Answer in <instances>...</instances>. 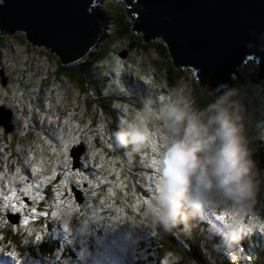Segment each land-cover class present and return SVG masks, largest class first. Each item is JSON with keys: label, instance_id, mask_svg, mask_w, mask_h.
Masks as SVG:
<instances>
[{"label": "rangeland", "instance_id": "obj_1", "mask_svg": "<svg viewBox=\"0 0 264 264\" xmlns=\"http://www.w3.org/2000/svg\"><path fill=\"white\" fill-rule=\"evenodd\" d=\"M0 4H3L2 1H0ZM119 7L125 10L121 3L112 0H104L93 6L94 9L101 10L107 20L103 38L91 50L89 55H94L103 49V57L94 65L100 71L97 75V84L103 93L113 89L114 92L112 91V93L117 95L118 106L116 108H121L125 112L124 115L115 119V128L108 131V127L102 126L98 129V132L103 134L105 146L109 149L104 148V152L100 151L94 157V160L101 163V168L89 161L92 160L90 156L92 152L86 153L87 149H89V146L86 147V142L77 143L79 129L73 132L70 139L67 136V130L64 131L62 129L67 128V125L64 126L66 122L64 109L67 108L68 110L69 108L70 110L72 106L70 104L73 101L72 98L66 99V95L61 100L56 98V107L61 106L58 119H51L47 115L43 118L36 112V118L33 117L32 121L36 132L33 133L30 139L23 138L22 143H25L24 145L26 146L21 148L20 155L16 157L9 156L12 160L10 163V161L7 162L9 159L8 152H2L1 154L3 157L0 163V193L1 190H8L7 192H9L14 188L18 190H23L24 188L25 191L31 192L33 195V200L31 201L33 205L41 202L43 198L40 197L41 193H38L35 189V185L41 180L40 176L42 179L49 177V181L55 183L53 174L59 173L65 179L69 175L70 180L74 185L76 184L75 177H80L81 171L71 173L73 166L71 154L78 156L81 168L85 169L83 162L88 164L89 171L92 174L100 175L101 172H107V174H103L102 180L98 182L100 187H98L99 190L93 200H90L92 201L91 209L88 211L79 210L73 204L71 206L74 208L71 206L66 210L61 208L59 213H63L66 216L60 219V224L57 226L53 225V221L55 222L54 217L51 219L52 216L48 215L46 210H43L40 217L38 214L34 216L40 218L41 227L29 222H37L32 215L33 209H30V211H18L26 212L27 215L24 216H21L17 211H13L14 213L9 212L14 214L12 215L14 218H17L18 215L20 216L18 224H21L22 227L12 231V234L17 237L18 243H14L9 237V240L4 237L0 239V264H17L13 257L7 255V252L13 249L20 253V264H57L56 261H60V264H164L165 261L168 264H182L184 256L187 257L191 264H260L261 259L259 257L264 253V228H261L264 219L258 220L260 218L257 215L258 210H260L259 206L264 201V192L260 190L252 206L243 207V209L240 205L230 202V200L223 198L215 191L209 193L206 204L197 208L193 203V195L189 193L184 200L186 218L171 230H166L161 225L160 227L169 233L170 237L178 239V233H182L184 228L186 226L189 227L190 221H192L199 223L200 230L204 227L203 231L207 238L205 237L204 242L201 244L203 237H200L198 241L192 236L197 243L190 239L187 241L188 243L181 242L183 249L177 246L181 253L174 252L177 250L172 248L174 253L170 251L164 255H154L153 243L155 241H151L150 236H152V232L153 237L154 235L156 237L159 235L156 204L164 181L161 173L162 160L173 135L167 127V117L164 109L177 99H181L186 104L185 93L188 94V92L184 90L192 87L191 78H193L194 73L190 69L185 68L184 70L191 78H188L185 73H180L178 76H174L177 83L174 86H169L166 82V77H168L166 70L160 64L162 63L160 59L157 60L158 57L154 55L146 57L141 51H135L142 57H137L136 59L132 53L129 55V60H137L138 64H136L137 62L131 64V61L128 62L127 60L122 61V63L118 61L119 48L117 38L114 37L115 21L113 18L116 13L121 12ZM128 20L130 21L129 17ZM16 37H18V40ZM134 37L139 40L142 39L138 34H135ZM0 38L4 39L3 43L8 48L5 52L0 51V72H3L4 78L7 72L10 73L9 70H11V68L7 67V62L9 61L12 64L13 59L19 60V52L25 48V45H27L26 49L32 52H26L22 60L27 62L31 59L30 68L34 72L37 71L39 64H42V67L38 70L43 71L45 68H49L50 64L47 63L49 58L55 57L54 53L31 45L26 33L23 31L4 34ZM22 40L26 42L25 45L21 42ZM156 42L164 44L162 40ZM123 50L125 49H121V52ZM128 54L126 53L125 57ZM256 66L254 60H249L244 66L239 67L240 79L237 78L238 80L236 79L237 81L233 85L223 90L221 95V97L225 98L224 103L231 106L233 110L238 111L241 115L245 126L247 146H250V137H252L253 132L264 137V82L255 77ZM50 67L51 71L49 73L51 74L49 76L54 79V69L52 65ZM120 67L124 69L123 73ZM16 70L22 71L21 64ZM174 73L176 74L175 71ZM10 74L12 79L9 88L6 87L3 90L7 96L12 95L9 96L11 99L9 102L16 106L15 102L19 105V97L22 92L16 85L17 83L19 84L18 72L14 71V73ZM52 79L48 85L49 89L54 87ZM164 88L166 90H163ZM49 89L46 88L45 92L49 93ZM161 89L162 92L160 91ZM68 91L71 92V89H66V92ZM189 95L191 96V94ZM43 97L39 93L38 100L44 102ZM193 99V97L189 98L187 102H193ZM109 105L110 108H114L113 103ZM186 105L189 107V104ZM0 107L6 109L5 105H0ZM20 109H14V119L21 114ZM21 111L22 117L17 118L16 121L19 128L25 127V122H27L22 119L25 116L27 117V113L25 114L22 109ZM189 111H195L193 105ZM138 112H141L145 117V123L149 129V139L138 152L126 154L125 149L115 145L112 132L118 128L121 117L126 116L131 120L136 117ZM39 117L42 119L40 120ZM47 118H49V121H47ZM54 118L56 117L54 116ZM60 124V128L63 131L59 135L57 125ZM92 137L94 139V136ZM8 138H10L8 141L12 140V137L9 136ZM150 140H152V143H149ZM79 148L84 149L83 152L81 150L78 151ZM92 149L93 147L90 148V150ZM249 149L251 153H255L257 150ZM58 153L60 156H58ZM21 157L25 159V165L19 161ZM38 160H43L44 171L39 170L41 167L38 165ZM66 163L71 165L69 172H65L67 171ZM21 166H23L22 171ZM147 166H149V169L145 170L144 168ZM109 167H111V171L114 174L121 178L119 181L110 178V175H108L111 174ZM92 174L90 176L94 177ZM257 184L264 189L263 180L258 179ZM81 185L83 186L82 182ZM9 186L12 187L10 188ZM77 187H80L78 183ZM86 187L85 185L82 190L85 193L75 190L78 203L80 204L87 199ZM72 189L74 190V188ZM12 190L9 194H5L4 197L11 196L15 192ZM26 196L23 192L14 193L11 200L25 199V201H28ZM8 202L5 200L4 204L10 207L11 204H8ZM257 202H260V205ZM67 206L68 204L66 203ZM141 206H144L145 209H142ZM57 212V210H54V213ZM26 218L29 222L27 227ZM233 219H239L248 228H251L250 231L245 232L241 238L236 240L232 239L231 231L226 227V224L231 223ZM1 220H4V218ZM1 229L2 227L0 226V231ZM37 234L42 237L39 241L44 244L49 242L54 247H58V253L56 254L58 259L53 257L51 258L52 260L49 259L50 261L46 260V255L44 256L37 248L28 247V243H24L25 239L29 240V242L32 240L33 242L31 243L39 242L35 239ZM242 239L244 241L240 242ZM245 241L249 242V244L253 243V247L251 249L244 247V244H247ZM29 248L34 250L32 255L35 254L37 258L29 253L31 252ZM72 252L73 254L71 255Z\"/></svg>", "mask_w": 264, "mask_h": 264}, {"label": "water", "instance_id": "obj_2", "mask_svg": "<svg viewBox=\"0 0 264 264\" xmlns=\"http://www.w3.org/2000/svg\"><path fill=\"white\" fill-rule=\"evenodd\" d=\"M0 28L23 31L31 45L54 53L65 66L85 60L105 34L107 20L93 6L104 0H0ZM133 15V32L162 40L178 68L204 85L222 86L249 60L264 79V0H112ZM126 52L121 54L124 58ZM1 84L7 79L0 72ZM12 113L0 107V125L12 131ZM84 149L79 148L78 151ZM72 169H79L72 155ZM77 198V196H76ZM6 218L19 223L20 216Z\"/></svg>", "mask_w": 264, "mask_h": 264}, {"label": "trees", "instance_id": "obj_3", "mask_svg": "<svg viewBox=\"0 0 264 264\" xmlns=\"http://www.w3.org/2000/svg\"><path fill=\"white\" fill-rule=\"evenodd\" d=\"M120 11L121 12L116 13L115 17L113 18L115 21L114 37L117 38L118 48H119V59H118V61H121V63H122V61L127 60L128 62L131 61V64L136 63L137 60H129V55L133 53V56L137 59V57L140 58V57H142V55H140L139 53H135V51H141V53H144L145 54L144 56H146V57L154 55V56L158 57L157 60L160 59V61L162 63H160L159 61H158V63L163 65L164 69L166 70V73L168 75V77H166V82L169 86H172V85L174 86L177 83V81L174 79V76H178V74H180V73H185L187 75V72L184 70L185 68L181 67V68H178L180 70H177V66L175 65L173 60L170 59V57H168V53H167L168 51H167L165 44L156 42L158 40L149 41L148 43H146L143 40V38L140 40L136 39L134 37V35L135 34L137 35L138 33L132 32V27L134 26L135 23H134V21L132 23V21L128 20V15L130 16L131 19H133L132 13L129 14V13L125 12V10H123V8H120ZM4 34H11V33L2 29V27H1L0 28V36L2 37ZM140 36L142 37V34H140ZM16 39L18 40V37H16ZM3 41H4V39L0 38V51L1 52H5L8 50L7 46L3 43ZM21 42L24 45L26 44V42L23 40ZM26 48H27V45H25V48L19 52V58H20L19 60L13 59L12 64H10L9 61L7 62V67L11 68V70H9L10 73H14V71L18 72L19 84L17 83L16 85L20 89V91L22 92V95L19 97V101H20L19 105H17V103L15 101L14 102H15L16 106H14L12 104V102H9L11 100L9 98V96H12V95L7 96L5 94V91L3 90L6 87L9 88V84L11 83V79H12L11 74L8 73L6 69H4V71L7 72V74L5 76V78L7 79V82L4 86L1 84V76H0V94H1L0 105H5L6 109L11 111V113H12L11 124L13 125L12 131L10 132V134L6 133L5 129L3 127H0V163H1V158L3 157V155H1L2 152H4V153L8 152V157L9 156L16 157L17 155L21 154V148L23 146H26V145H24L25 143L24 144L22 143L23 138L26 137L27 139L28 138L30 139L33 136V133L36 132V130L33 127V123H32L33 117L36 118V115H37L36 112H38V115L43 116V118L47 115L51 119H54V120L58 119L57 117L60 115V113H59L60 112V108H59L60 106H58V110H55L56 108L53 104V102H54L53 96L56 95V98H59L60 100L65 97L66 90L63 87H61L62 83H65V84H67V87L71 89V92L73 91L72 97H71L73 101H71L72 106H71V110L69 112V116L66 118V122L64 123V126L67 125V128H65V129L62 128V129L64 131L67 130V132H68L67 136L69 139L72 138L73 132L79 129V137H78L77 143L83 142V141L86 142V144H87L86 147L89 146V149H87L86 153L92 152L90 154L92 160H89V161H92L93 165L96 166V164H97V167L101 168V163H99V161H97V160H94V157L97 155L98 152H100V151L104 152V148H107V147L104 144L105 139L103 138V134L98 132V129L102 126L108 127V131L110 129L115 128L116 127L115 119L118 116H122L125 114L124 110H122L121 108L120 109L116 108V106H118L117 95L112 93L113 89L110 90L111 92L109 91V92L103 93L100 91V89H99L100 87L97 84L98 83L97 82V75L100 71L94 65L98 62L99 59H101L103 57V52H102L103 49H101L98 53L91 55L92 57L89 56L90 58L87 57L82 62L75 64V65H72V66L63 65L56 55H55V57L49 56L50 58H49V61L47 63H49L50 66L52 65V67L54 69V71H53L54 72V74H53L54 79H52L49 76L51 74V73H49L51 71L50 66H49V68H45L42 71V70H38V69H41V67H42V64H39L37 67V71L34 72L30 68L31 59H29L27 62H24V60H22V58L26 55L25 54L26 52H29V53L32 52ZM121 49H125V50H123L121 52ZM123 52L129 53L124 59L121 57V54H123ZM20 64H21L22 71H17L16 68ZM136 64H138V62ZM121 71L123 73L124 69L121 68ZM174 71L176 72V74L174 73ZM257 74L258 73L256 71L255 77L257 79H259ZM48 76H49V78H48ZM188 78H191V77L188 76ZM51 79L54 82V87H51L50 92L48 93V92H45V90H46V88L49 89L48 85L51 82ZM236 79H237V77L235 75H233V76H231L230 82H227L226 84H224L222 86H213L212 84L204 85L194 75L193 78H191L192 87L186 88L184 90L185 92L186 91L188 92V94L185 93V95H186L185 98H186V104H189V107H188L189 110L193 105V109L195 111H191V112L203 111L204 109L207 108V106L209 104H212L217 99H219L222 95L223 90L228 88V86L233 85V83L238 80V79L237 80ZM259 80H261V79H259ZM261 81L264 82V79H262ZM130 85H131V83H130ZM128 87H130V86H128ZM163 90H166V89L164 88ZM160 91L162 92V89ZM39 93H40V95H43L45 98V104L44 105H41L40 101L38 100ZM189 94H191V96L194 98L193 99L194 101L190 102V103L187 102L189 100V98H192ZM179 100H181V99H179ZM112 103L114 104V108L109 107L110 106L109 104L112 105ZM52 104H53V106H52ZM20 108L23 110V112L25 114L27 113V117L25 116V118L24 117L22 118V119H25V121H27V122H25L27 127L25 126V127L19 128L18 124L16 123L17 118L22 117L21 116L22 111ZM14 109H18V110L20 109V112H21V114L16 119H14ZM51 113H52V115H51ZM54 116L56 118H54ZM203 118L206 120L207 114H205V116ZM28 129H29V131H28ZM97 134H98V136H96ZM9 136L12 137V140H10V141H8L10 139V138H8ZM15 136H16V138H14ZM92 136H94V139ZM250 138H251V140H250ZM250 138H249L250 146L248 145L249 148H251L253 151H255V149H257L255 151V153H251V158L255 164L254 175H255L256 181L258 179H261L264 181V137L261 136L260 134L256 133V132H253L252 137H250ZM91 147H93V149H92L93 151L90 150ZM107 150H109V149L107 148ZM58 156H60L59 153H58ZM9 161H10V163L12 162L10 157L7 160V162H9ZM19 161H21L24 165L26 164L25 159L23 157H21ZM3 162H5V161H3ZM37 162H38V165L41 167L39 170H43L44 169L43 168V166H44L43 160H38ZM83 164L85 165V169H83L81 167L79 169H75V170L71 169L72 170L71 173H77V172L81 171L80 177H77V176L75 177V179H76L75 185L70 180L69 175L67 176V178H69V180H70L69 184H68L69 187L74 186L75 190H76V188H78L77 183L80 187L82 186L81 182L83 184H86L87 188L91 187V189H90L91 191L87 192V194H88V196L86 197L87 199L82 204H77L75 202L77 205V208H79V210L83 209V211H88L91 209V205H92V201H90V200H93L96 192L99 190L98 187H100V186H98V182H100V180H102L103 174H107V172H104V173L101 172L100 175H97L94 173L92 174V172L89 171V169H90L89 165L86 164L85 162H83ZM14 165H16V164H14ZM66 165H67V167H66L67 171H65V172H69V168L71 167V165L70 164L68 165L67 163H66ZM108 169L111 172V174H108V175H110V178H112L113 180H118V181L121 179L120 177H118V175L114 174L111 171V167H109ZM144 169L148 170L149 166L145 167ZM22 170H23V166H21V171ZM91 174L94 175V177L93 176L90 177ZM53 176L55 177V179L61 178L63 183H65V181H66V184H67V180L65 178H62L59 173L53 174ZM40 179L44 180V178L42 179L41 176H40ZM14 185H12V186L14 187ZM12 186H9V187L11 188ZM11 190L9 192H7L8 190H1V193H0V206H1L0 226L2 227V229L0 231V236L4 237L7 240H9V238H10V240L14 241V243H18L16 240L17 237L12 234V231H16L17 229H20L22 227V225L21 224H16V225H13V224L8 225L7 224V223H9V221L6 218V215L9 212H11V210H10L11 206L10 207L6 206L4 204V202L6 200L7 202L10 201V202H8V204H11V203L14 204V201L11 200L14 193L17 194L19 192H23L24 195H27L26 197L28 198L29 192L25 191L24 188H23V190H18V189L14 188L12 191L13 192L15 191V192L11 196H5L4 197V195L9 194L11 192ZM259 190L264 192V189L260 188V186H258V191ZM258 191H257V193H258ZM72 193H74L73 189H72ZM44 194L45 193H41V196L43 197L41 202L35 203L34 204L35 208L34 207L31 208V210L33 209V211H32L33 218H35L37 220V222H34V221H29V222H32L33 224H36L39 227H41L42 223L39 222L40 218H36L34 216L36 214H38L40 217L41 212H43V210L44 211L46 210L48 215L52 216L51 219H53V217H54L55 222L52 220L53 225L57 226L60 224V219L62 217L66 216V215H63V213H59V212H61V210H60L61 208H64V209L67 208L66 203L62 202V204H60V205L57 202L54 203L55 200L53 197L54 196L53 193H50L48 195H44ZM217 195H219V194H217ZM17 201L23 202L24 199L23 200L17 199ZM230 202H232V201H230ZM257 204L260 205V202L259 203L257 202ZM228 205H230V204H228ZM263 205H264V201L262 202V205L259 206L260 210H258V212H257V215H259L258 218H260L258 220H260V221L262 219H264V206ZM141 208L145 209L144 206H141ZM54 210H57L58 212L54 213ZM156 216H158V215H156ZM2 218H4V220H1ZM5 222H7V223H5ZM29 222L26 224V227L29 225ZM71 223H72V221H71ZM71 223H69V224H71ZM198 224L190 221L189 227L186 226L182 233H178V236H177L179 239L178 240V239H174L172 236L170 237L169 236L170 234L164 230L165 228L163 229L162 227H160L161 224L158 221L157 222V225H159L157 227L158 228V234H159L158 237H156L155 235L153 237V232H152V236H150L151 241L152 240H153V242L155 241L153 243L154 255H156V254L164 255L165 253H169L170 251H171V253L180 252L179 248H182V245H183L181 242L188 243L187 241H189V239L190 240L197 239L199 241L200 237H203V239L201 240V244H202V242H204V239L206 236H205L204 231H203L204 227L202 228V230H200V227ZM3 227H5V228H3ZM192 236L194 237V239L192 238ZM243 241H244V239H242L240 242H243ZM31 242H33V241L31 240L29 242V240H28L27 246L37 248V250H39V252H42V254L44 256L46 255L45 256L46 260H49L53 257L58 259V255L56 256V254L58 253V250H57L58 247L57 248H56V246L54 247L49 242H46L45 244L41 241L34 242V243H31ZM194 243H197V241L194 240ZM245 243H247V244H244L245 245L244 247L249 248V249H251L253 247V243L249 244V242H246V241H245ZM249 246H251V247H249ZM172 248H176L177 251L173 252L172 250H174V249H172ZM29 251H31L29 253H31V255H32L34 250H32V248H29ZM76 251L80 252L79 250H76ZM72 254H73V252L71 253V255ZM262 254L263 255H261L259 257L261 259L260 264H264V253H262ZM32 256L37 258L35 256V254H33ZM56 262H57V264H60V261L59 262L56 261ZM182 264H191V263L187 259V257L184 256V259L182 260Z\"/></svg>", "mask_w": 264, "mask_h": 264}, {"label": "clouds", "instance_id": "obj_4", "mask_svg": "<svg viewBox=\"0 0 264 264\" xmlns=\"http://www.w3.org/2000/svg\"><path fill=\"white\" fill-rule=\"evenodd\" d=\"M224 99L220 97L199 112H190L179 99L164 109L167 127L173 135L163 154L164 181L156 211L166 230L186 218L184 200L189 193L197 208L207 203L213 191L242 209L255 201L258 184L245 126L238 111L226 105ZM205 114L206 120L203 119ZM112 137L115 145L125 149L126 154L138 152L149 139L143 114L138 112L131 120L121 117ZM226 227L234 240L250 231L239 219H233Z\"/></svg>", "mask_w": 264, "mask_h": 264}, {"label": "flooded vegetation", "instance_id": "obj_5", "mask_svg": "<svg viewBox=\"0 0 264 264\" xmlns=\"http://www.w3.org/2000/svg\"><path fill=\"white\" fill-rule=\"evenodd\" d=\"M66 180H67V184H66V181H65V183H63V181L61 180V178L60 179L59 178L58 179H55V177H53V181H55V183H54V182H50L49 181V177H46V178H44V180L39 181L35 185V189L37 190L38 193H45L44 195H48L50 193H53V195H54L53 197H54V200H55L54 203L57 202L60 205V204H62V202H65V203L68 204V206H67L66 209H68L72 204L74 205V207H77L76 203L77 204H80V203H78V200L76 198V191H80L82 193H85L82 190L84 189V187H85L86 184H83V186H81L79 188H76V191H74V193H72V188H74V187L73 186H70L69 187V185H68L69 184V181H70L69 178L66 177ZM74 190H75V188H74ZM89 191H90V188L89 187L88 188L86 187V194ZM28 196H29L27 198L28 201L27 200L25 201V199H24L23 202L22 201H19L20 203H22V204H24V205L27 206V207H25L23 209V210H26V211H30V209L32 207L35 208V206L31 202L33 200V195L31 194V192H29ZM40 197H42V196H40ZM17 202L18 201H14V204H17ZM71 202H73V203H71ZM11 205H13V204L11 203ZM30 205H32V206L29 207ZM17 206H19V204H17ZM74 207H72V208H74ZM64 211H62V212H64ZM11 212L14 213L13 211H11ZM17 213L21 214V216L27 215L26 212H17Z\"/></svg>", "mask_w": 264, "mask_h": 264}, {"label": "snow or ice", "instance_id": "obj_6", "mask_svg": "<svg viewBox=\"0 0 264 264\" xmlns=\"http://www.w3.org/2000/svg\"><path fill=\"white\" fill-rule=\"evenodd\" d=\"M149 143H152V140H150ZM109 147H111V145H109ZM17 204H19V206H17ZM17 204H13V205H11L10 210H11V211H17V212H18V211H22L25 207H27L26 205L20 203L19 201L17 202ZM27 222H28V221H27V218H26V219H25V223H27ZM65 228H67V226H65ZM261 228H264V223L261 224ZM249 230H251V228H249ZM41 238H42V237H41L39 234H37L36 237H35V239H36L37 241H39ZM0 239H2V237H0ZM24 243H28V240L25 239ZM7 255L10 256V257H13V258L17 261V264H20V259H21V257H20V253L16 252V251L13 249V250H11V251H8V252H7ZM164 264H168V262L165 261Z\"/></svg>", "mask_w": 264, "mask_h": 264}, {"label": "built area", "instance_id": "obj_7", "mask_svg": "<svg viewBox=\"0 0 264 264\" xmlns=\"http://www.w3.org/2000/svg\"><path fill=\"white\" fill-rule=\"evenodd\" d=\"M61 87H63L65 90L66 89H68V87H67V84H65V83H62V85H61ZM50 90V89H49ZM66 97H69V98H71L72 97V95H71V92L70 91H68V92H66ZM43 99H44V102H42L41 100H39L40 101V103H41V105H44L45 104V98L43 97ZM71 100V99H70ZM53 104H54V106H55V108H57L58 109V106L56 107V95H54L53 96ZM72 103V102H71ZM70 106H71V104H70ZM69 106V107H70ZM65 110V118H67L68 116H69V112H70V110H69V108H68V110H67V108L66 109H64ZM69 111V112H68ZM40 118V120L42 119L41 117H39ZM47 121H49V118H47ZM37 122V121H36ZM38 123V122H37ZM39 124V123H38ZM60 126H61V124L60 125H57V128H58V130L60 131L61 130V128H60ZM42 171H44V169L42 170Z\"/></svg>", "mask_w": 264, "mask_h": 264}, {"label": "bare ground", "instance_id": "obj_8", "mask_svg": "<svg viewBox=\"0 0 264 264\" xmlns=\"http://www.w3.org/2000/svg\"><path fill=\"white\" fill-rule=\"evenodd\" d=\"M73 92V91H72ZM36 94V93H35ZM66 99H69V97H66ZM65 101H67V100H65ZM66 103V102H65ZM69 103V102H68ZM81 103V102H80ZM61 107V106H60ZM59 107V108H60ZM58 110V109H57ZM60 113V112H59ZM82 120V119H81ZM27 148V147H26ZM33 151V150H32ZM13 170V169H12ZM34 182V181H33ZM35 183V182H34Z\"/></svg>", "mask_w": 264, "mask_h": 264}]
</instances>
